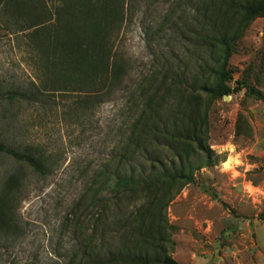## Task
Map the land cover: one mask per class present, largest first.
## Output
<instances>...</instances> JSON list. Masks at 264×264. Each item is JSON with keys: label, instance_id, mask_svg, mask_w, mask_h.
<instances>
[{"label": "rangeland", "instance_id": "rangeland-1", "mask_svg": "<svg viewBox=\"0 0 264 264\" xmlns=\"http://www.w3.org/2000/svg\"><path fill=\"white\" fill-rule=\"evenodd\" d=\"M203 1L209 0H123L113 46L127 59L128 72L114 93L82 115L71 93H48L35 103L4 100L6 92L37 82L41 59L29 44V17L0 11V134L40 146L51 163L48 174L39 175L0 158V182L16 171L25 177L18 235L0 237V264H83L81 249L105 203L93 198L104 177L97 172L108 171L120 149H128L146 97L165 89L166 67L189 72L206 64ZM245 1L214 0L206 20L233 37L225 82L231 92L227 99H203L213 165L175 188L160 213L155 205L132 225L123 222V251H138L137 231L150 230L160 244L151 256L160 253L178 264H264V101L237 88L242 81L264 94V12L244 20L238 6ZM139 208L138 202L123 207V217L133 219Z\"/></svg>", "mask_w": 264, "mask_h": 264}, {"label": "trees", "instance_id": "trees-1", "mask_svg": "<svg viewBox=\"0 0 264 264\" xmlns=\"http://www.w3.org/2000/svg\"><path fill=\"white\" fill-rule=\"evenodd\" d=\"M201 3L204 9L199 17L205 19L207 33L206 64L189 72L166 67L160 85L165 89L146 97L148 101L134 125L128 149H120L117 163H112L108 171L106 168L97 172V176L104 177L93 198L105 203L94 220L97 228H93L88 244L81 249L83 264H178L160 253L151 256L150 252L160 244L150 230L145 234L137 231L138 251L134 247L123 251V224L132 225L155 205L160 213L177 193L172 194L175 188L179 191L184 184L194 182L196 171L213 165L206 142L207 110L203 103L205 97L214 99L231 92L225 82L231 78L227 65L233 37L206 23L215 11L214 0ZM238 7L244 20H249L264 12V0H246ZM6 9L15 11L17 18L29 17L25 30H31L29 44L41 59V76L30 87L6 92L4 100L35 103L43 102L48 93H71L78 96L75 111L82 115L123 82L129 64L113 46L123 22V0H0V11ZM237 84V88L264 101L259 90L242 81ZM3 156L39 175L51 169L40 146L21 144L7 134H0V158ZM24 187L21 171L9 173L0 182V237L18 235V209ZM162 188L161 196L149 198ZM103 197H107L106 201ZM136 202L140 207L137 216L123 217V207L128 209Z\"/></svg>", "mask_w": 264, "mask_h": 264}, {"label": "water", "instance_id": "water-1", "mask_svg": "<svg viewBox=\"0 0 264 264\" xmlns=\"http://www.w3.org/2000/svg\"><path fill=\"white\" fill-rule=\"evenodd\" d=\"M225 99H227V96H224Z\"/></svg>", "mask_w": 264, "mask_h": 264}, {"label": "clouds", "instance_id": "clouds-1", "mask_svg": "<svg viewBox=\"0 0 264 264\" xmlns=\"http://www.w3.org/2000/svg\"><path fill=\"white\" fill-rule=\"evenodd\" d=\"M228 165H225V167H227Z\"/></svg>", "mask_w": 264, "mask_h": 264}]
</instances>
